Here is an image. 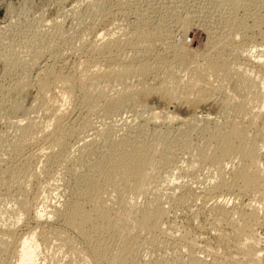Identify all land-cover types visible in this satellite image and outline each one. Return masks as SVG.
<instances>
[{
	"label": "bare ground",
	"instance_id": "obj_1",
	"mask_svg": "<svg viewBox=\"0 0 264 264\" xmlns=\"http://www.w3.org/2000/svg\"><path fill=\"white\" fill-rule=\"evenodd\" d=\"M202 1L204 2L203 5L201 4L202 6L196 7L192 3L189 6L190 8H188L183 0H146L143 10H137L138 8H136L139 11L137 15L138 22L134 18L137 26L135 24V27H132L134 26L132 25L131 29H133L128 28L129 32L127 30L125 33L123 31L126 28L123 26H126L130 21L127 23L125 15H123L126 24H121V22L124 23V18L117 23L118 17H122V14H125L120 11V7L123 5H117L116 7L119 6V8H115L117 11H111L112 13L106 10L110 12L108 15L110 17L109 22L103 23V17H101L102 22L99 23L105 24L100 27L103 29L99 30L96 26L93 44L91 42L89 44L87 41L88 43H85L89 45L84 46V50L87 48L86 51L88 50L89 53L96 52L100 56V60L105 62V67L103 65V69H97L98 66L94 67L93 61L87 60L76 67L77 69H74V73L72 72V75L69 74L70 76H64L63 73L62 75L59 69V72L56 71L54 69L55 65L53 66L55 63H52L53 68L51 64L48 65L49 59L56 61L54 59L59 56H56L57 54L52 49L53 43L51 41L55 39L51 40L53 36L51 34L48 35V32H42L43 30L41 31L38 28V30L34 29V32L31 30L32 33L30 31L28 44L21 42V40H13L6 44L4 40H0V61L8 68L6 74H12L11 72L18 68V71L21 69L22 72V75L19 73L21 76L17 78L13 85L6 89H12L14 93L16 91L17 95L24 92V89L28 88V80L30 79L28 77L32 71L36 72L34 79L37 89V96H35L31 107L27 110L29 114L26 111V115L15 123L17 125V134L11 137L12 140H7V137L0 135V151L2 153L11 152L18 157V161H16L14 157L10 156L15 160L14 164H11L13 162L10 163L9 160L10 164L7 163L8 165H5L6 167L0 170V204L3 201H16L18 197H27L28 199L30 195V198H32V195L28 194L24 188V184L27 182L30 184L29 180L33 176L29 165L32 157L34 159L38 156L45 158L43 165L41 164L42 168L40 167L43 172L40 171L43 174H40L41 172L39 174L44 175L45 181H49V183L46 182L47 184L54 186L57 181H62L67 176H76V178H72V185L69 182L67 183L71 188L69 199L63 203L62 207L59 206L60 203L58 205L49 204L50 202L38 203L37 200H39L40 193L36 190L38 192L33 194L32 198L34 200L32 201L34 210L31 217L35 222V226L32 227L27 224L29 227L18 238L15 237L14 233L18 217L16 213L20 217L22 216V207L25 206L27 199H24V203L22 200L21 204L16 206V208L14 206V209L11 208L10 204L9 208L5 207V209L0 211V223H2L0 227L1 264H11V262H13L12 264H39V255L42 253L41 248L48 249L49 247L54 249L52 253L50 252L52 256L48 257L53 264L56 263L63 248L70 250V253L68 252L69 254L66 256L67 258L68 256L69 259L72 257L79 258L81 264H135V259L140 255H145L144 257H146L147 253L144 250L145 254H141V235H149L146 237V244L149 246V251H151L150 249L157 244V239L154 237L153 232L164 231L162 229V221L165 212L161 204L163 182L160 181V176H162V171H165L167 175L164 177V183L167 181L170 183L174 180L170 179L173 175L170 178L168 175L172 174L173 171H180V166H178L180 160H177V155L175 156L178 151L181 154L185 153L187 155L185 157L187 159L189 157V160L194 163L193 167H189L186 163L189 171L193 173L197 169L204 168L209 174L208 180L203 181L202 184L204 185L202 187L199 186V190L193 197L194 201L200 203L201 209L205 208L209 204L208 202L212 203V200L215 202L216 199L222 196L232 197L229 207H226L224 202L223 205L217 203L208 209L212 217L213 227L217 228V226L222 224L229 227L230 231L232 230V232L228 230L230 234L226 236L228 237L227 241L225 236L224 238L222 237L223 235H220V239L219 237L218 239L221 240L223 238L225 245L228 243L233 247L232 249L234 250L232 251L238 256L237 262L242 260L244 264H264V258L260 256V247L258 248L261 236L259 237L256 233L257 231L255 232L256 228H253L254 225L256 227L264 226V214L263 216H258L260 214H258L259 211L264 213V42L261 45L254 43L249 46L250 43L247 45L250 47L248 48L238 43L236 39L244 36L242 30L246 27L244 21L236 15L237 10L239 8L244 9L245 17L253 19V27L258 26L263 18L259 19L257 10L261 6V8H264V0ZM119 2L124 1L120 0ZM99 6L100 2L96 0L94 3L91 2L89 8L91 12H95L96 7ZM103 10L105 11L104 8ZM159 10L163 12V16L159 14L162 18L157 22L155 21V18L157 20L156 15H154V18L152 14ZM186 10L188 12L184 13ZM199 13L203 15L201 19L204 18V21L202 20L204 23L201 22L202 24L199 27H202L205 32V49L200 52L186 51L176 37L184 35L194 18L196 20L197 17L200 18ZM151 18L152 20L154 18L157 24L154 25L153 23L154 27L152 26L149 29L147 25L150 22L148 23L147 20L149 21ZM171 19L178 30L175 31L173 27L169 29V25L172 23V21L169 22ZM174 23L172 24L173 26ZM57 26H54L52 31ZM104 26L108 28L110 26L113 28L114 26L115 30L117 27L120 28L119 26H122L123 30L121 27L122 31L120 30V32H123L124 36L127 37L124 38V40L127 39L125 42L122 39L124 44H127L129 40H136L132 44V50L133 52L135 51L134 54L136 55H134L135 58L133 60L124 61L126 57L123 56L124 54H116L112 58L111 55L109 56V49L112 47L116 48L118 45L121 46L122 43L117 42L115 38H118V36L116 37V34L110 31L111 28L106 30ZM128 27H130L129 24ZM57 29L59 30L60 28ZM172 29L177 35L174 34V31H170ZM57 34L59 35L58 32ZM262 37L264 38V32L261 35V39ZM80 38L78 42L81 41ZM80 44L79 49L81 48L82 51V43ZM156 46L160 47V52L154 53L153 48ZM76 48L74 47L77 52ZM137 48L139 49L137 50ZM251 48H253V52L249 50ZM152 51L155 54L153 59H151L152 61L137 63L140 58L148 57ZM186 52L191 53L194 58L192 61L186 59ZM25 58L28 60L26 61ZM97 61L98 59L96 63H98ZM110 63H113L112 68L109 66L111 65ZM93 67L101 72L92 71L94 70ZM180 76L183 78V82L180 80ZM128 77H136L137 79L150 77V79L152 78V83L150 85H141L139 88L134 87L133 91V89L130 90V87L125 85L126 79L131 81ZM100 83L103 84L101 85L102 87H99ZM116 84L119 86L116 88H120L119 91H116L117 89L114 87V85L117 86ZM108 87L109 92L111 88L113 90V87L116 89L113 91L115 95H109L112 98L106 97L107 93L105 91ZM3 89L5 88L3 87ZM6 93L8 92L6 91ZM9 96L8 98H10ZM150 96H153L160 104L164 105V110L155 112L147 108L142 100ZM7 99L4 93L0 95V112L4 111L5 113L3 114L5 115L7 113L6 106L10 113L9 116L15 115L20 109V105L17 102H9ZM67 101L68 104L78 101L80 104L78 112L73 115L71 111V113H68V108H64V104ZM127 106L133 108L134 106H139V109H143L141 114L145 110L149 114L145 118L141 115L138 117V114V118L135 117L138 119V123L135 122L137 124L135 126L139 124L138 130H136L138 131L137 133L134 131L136 128L134 127V129L130 125L129 127L131 128L128 129H134L135 134L132 131L130 133L128 129L127 131L121 129L122 133H118L121 130L113 131V137L111 132L105 131L103 132L101 146L93 145L92 142H85L84 138L79 136L81 131L78 130L79 127L76 128L79 119L81 121L83 119L85 122L91 114H97L98 112H101L100 114L105 117H112L114 114L118 115ZM172 106L176 109H183L185 106L188 108L189 106V109L186 110L189 114L187 113L188 115L185 114L184 116L174 115L176 113L171 114L168 109H171ZM207 107L214 108L216 112L222 115L223 120H221L223 122L221 121V124L214 123L209 112L203 113V111H199V109ZM37 112L38 115L42 113L40 114L41 117L43 115L42 118L45 121L43 125H41L43 122L42 118L41 123L36 121ZM2 115L0 114V118H2ZM131 115L129 116L131 117ZM160 119H162L160 123L167 120L165 122L174 129L176 134H174V131L170 132L167 129L163 134L158 132L157 129L156 131L154 126ZM212 121L213 126L209 127L208 123ZM86 126L88 127V125ZM200 129L205 132L204 138L201 136L203 133H200ZM197 131H200L201 135L194 137L200 138L199 141L202 137L203 142H199L200 144H194L192 141L193 137H191L192 133ZM165 134L169 135L166 141L162 139ZM193 135L196 134L193 133ZM72 137H75L74 145H70L67 141ZM148 137L151 139L149 140ZM79 142L80 146L77 145ZM31 147H33L34 152H32ZM67 148L68 150H66ZM75 150L77 151L76 154ZM155 155H157L156 162ZM89 160L90 171L87 170L89 173L87 174L86 172V175H82V180L79 178L81 180L79 181L77 174L81 176L79 170ZM186 160L182 162L185 164ZM52 167L56 169L55 173L57 176L59 175L58 177L54 172H52L54 174L51 173ZM207 173L205 174L204 172L205 175ZM171 183L173 184V182ZM174 186L176 188V185ZM188 186L180 185L179 189L182 188L180 190L177 189L180 191H177L179 192L177 196L176 194H174L175 197L174 195L169 196V198H166L167 201L172 198L174 204L178 205L190 199V191L193 192V190H189L190 186L187 189ZM12 189L17 191V195L10 193ZM138 196L144 197L145 200L144 204H142L143 206L139 208L135 203V199ZM244 196H249L250 199L248 198L249 202L245 206L246 209L242 210L240 209L242 205L239 200ZM9 218L11 219L10 222ZM42 219L44 220L42 221ZM5 222L7 223L5 224ZM116 225H119L121 230L118 234H113L112 229ZM187 240L185 239V241ZM77 241H80V244H85L84 249H80L82 246L76 247ZM144 241L146 242V239ZM188 241L192 244L190 238ZM9 247L12 248L10 255L8 253V255L3 256L2 253ZM228 248L230 249V247ZM151 253L153 254V252ZM159 255L161 254L159 253ZM233 256L231 260H233ZM151 257L150 262L146 260L149 258H142V261L146 260L145 262L143 261V264H164L161 259L153 258V260ZM188 260L190 264L198 263L197 258H194L191 254ZM67 264L75 263L74 261L73 263L69 261Z\"/></svg>",
	"mask_w": 264,
	"mask_h": 264
},
{
	"label": "rangeland",
	"instance_id": "obj_2",
	"mask_svg": "<svg viewBox=\"0 0 264 264\" xmlns=\"http://www.w3.org/2000/svg\"><path fill=\"white\" fill-rule=\"evenodd\" d=\"M87 1H89L90 2V4H91V2H93L94 3V1L96 2V0H87ZM86 0L84 1V0H0V40L2 39V40H4V42L7 44L8 42H11V41H15V40H21V42H24V43H26V44H28V39L30 38L29 37V34H30V31L32 30L33 32H34V29L36 30L37 28L39 29V30H43L42 32H45V33H47L48 32V35L49 34H51V36H53V37H51V40H53V39H55V40H53V41H51L52 43H53V46H52V49H53V51L57 54L56 56H58V60L55 58L54 60H56V61H53L52 59V62H51V60L49 59V61H48V65H50L51 64V66H52V63H55V64H53V66L55 67L54 69L56 70V71H58L59 72V70H60V72H61V74L63 73L64 74V76H68L69 74L70 75H72L73 73H74V71L77 69L76 67H78L79 65H82L83 64V62H85V61H87V60H89V61H93V64H94V67L95 66H98L97 67V69H103L104 67H105V62L104 61H102V60H100L101 58H99L100 56H98V54L96 53V52H94V53H89V51L87 50L86 51V49L87 48H85V50H84V46H88L89 44H93V41L95 40V31H96V26H97V29H99V30H101V29H103V28H100L101 26H102V24L103 23H105L106 21H108L109 22V20H110V17H108V15L110 14V12L111 11H113V12H115V11H117L116 9L117 8H119V6H120V4L121 5H123V6H121L120 7V11L123 13H125V14H122V17H118V19H117V23H119L120 21H121V19L123 20V18L125 17L126 18V21H127V23L129 24V26L130 27H128V24H126L125 22V18H124V20H123V22L124 23H122L121 22V24H126V26H123V27H125L126 29H124L125 31H123L124 33L125 32H127V30H128V28H130L131 29V26L132 25H134V26H132V27H135V21L136 22H138V12L139 11H137V10H139V9H142L143 10V8H145L144 7V4L146 3V0H122V1H124V2H119L120 0H97V2L99 1L100 2V6L99 7H96L95 9V12H91V9L89 8V5L90 4H88L89 2H87ZM185 3V5L188 7V8H190L189 6L192 4V3H194V4H192L193 6H198V7H200V6H202L203 4H204V2L202 1V0H183ZM86 2V3H85ZM124 3V4H123ZM136 3V4H135ZM187 3V4H186ZM189 3V4H188ZM202 4V5H201ZM117 5H119L118 7H116ZM143 5V6H142ZM130 6V7H129ZM262 7V6H261ZM261 7H258V9L259 10H257V13L259 14V19L261 20L262 18H263V20L261 21V23H260V25H258V26H254L253 27V19L251 18V17H245V10L244 9H238L237 10V12H236V15L237 16H239V18L241 19V20H243L244 21V25L246 26L245 28H243V30H242V33H244V36H242L240 39L239 38H236L237 40H238V43H240L241 45H243L244 47L245 46H247V45H249L250 43V45L249 46H252V44H258V45H261L262 44V42H264V38L262 37V39H261V35H262V33L264 32V8H261ZM87 8H89V9H87ZM105 9V11L103 12L102 11V9ZM116 8V9H115ZM136 8H138L137 10H136ZM106 10H109V11H106ZM123 10V11H122ZM135 11V12H134ZM254 11V10H253ZM103 12V13H102ZM186 12H188V10H186L184 13H186ZM244 12V13H243ZM92 13V14H91ZM112 13V12H111ZM134 13V14H133ZM158 13V14H157ZM163 12L161 11V10H159V11H156L154 14H152L153 15V17H154V15H156V17H157V20H156V18H155V21H157V22H159L160 20H161V18L162 17H160L161 15L163 16V14H162ZM183 13V14H184ZM128 14V15H127ZM133 14V15H132ZM159 14H161V15H159ZM96 15H98V17H96ZM101 15V16H100ZM123 15H125L124 17H123ZM127 15V16H126ZM150 15V14H149ZM158 15H159V17H158ZM199 17L200 18H198L197 17V20H196V18H194V20L192 21V23H191V25L186 29V32L184 33V35H181L180 37H176L177 39H178V42L181 44V46L182 47H184L185 48V50L186 51H194V52H196V51H198V52H200V51H202L203 49H205V32L203 31V29H202V27L200 28L199 27V25H201L202 23H204L203 21H204V18L203 19H201V17H203V15L201 14V13H199ZM244 15V16H243ZM135 16H137V17H135ZM164 16H166V15H164ZM244 18H243V17ZM101 17H103L102 19V21H103V23H99V22H102L101 21ZM105 17H108V18H105ZM128 17V18H127ZM134 18H135V21H134ZM137 18V19H136ZM154 18H153V20H152V18L151 19H149V21L147 20V22L150 24H148L147 25V22H146V25L147 26H149L148 28L150 29L152 26L154 27V25H156L157 23L154 21ZM173 18V17H172ZM243 18V19H242ZM132 19V20H131ZM201 21H200V20ZM150 20H152V21H150ZM200 22H199V21ZM203 20V21H202ZM54 21V22H53ZM141 21V20H140ZM172 21V23H170V27H169V29H171L172 27L175 29V31L176 30H178V28L177 27H175V23H174V21L171 19L169 22H171ZM60 22V23H59ZM134 22V23H133ZM199 22V23H198ZM202 22V23H201ZM263 22V23H262ZM154 23V25H152ZM174 23V26L172 25ZM194 23H195V26H194ZM53 24H55V25H53ZM62 24V25H61ZM93 24V25H92ZM106 24V23H105ZM105 24H103V25H105ZM131 24V25H130ZM56 25H58L57 26V28H60L59 30L56 28L55 30H53L52 31V29H54L53 27L54 26H56ZM198 25V26H197ZM50 26H51V28H50ZM61 26V27H60ZM136 26H137V24H136ZM194 26V27H193ZM103 27V26H102ZM120 28L122 27V26H119ZM123 27L121 28L122 30H123ZM104 28L106 29V30H109L110 28V31L111 32H113L114 34H116L115 36L117 37L118 36V38H115L116 40H117V42H120V43H122L121 44V46L120 45H118V46H120V47H112L111 49H109V51H110V53H109V56L111 55V58L112 57H114L116 54H120V55H123L124 57H125V59L122 57V59H124V61H126V62H129L130 60H133L134 58H135V54H134V52H133V48H132V44H134L135 42H136V40L135 39H132V40H129V42L127 43V44H124L123 43V41L125 42V40H127V39H125L124 40V38H127L126 36H124V33L123 32H120V28H116V30H115V27L113 26V28H112V26H110L109 28L108 27H105L104 26ZM180 28V27H179ZM205 28V27H204ZM37 29V30H38ZM93 29V30H92ZM95 29V30H94ZM133 29V28H132ZM131 29V30H132ZM148 29V30H149ZM174 29H172V30H170V31H174ZM57 30V31H56ZM62 30V31H61ZM89 30V31H88ZM121 30V31H122ZM32 31H31V33H32ZM116 31H118V32H120V33H118V32H116ZM174 31V32H175ZM29 32V33H28ZM54 32H56V33H54ZM57 32L59 33V35L57 34ZM64 34H63V33ZM128 32H129V30H128ZM81 33V34H80ZM122 33V34H121ZM253 33V34H252ZM54 34V35H53ZM63 34V35H62ZM175 35H177V33L175 32L174 33ZM203 34H204V36H203ZM78 35V36H77ZM119 35H120V37H119ZM121 35H123V36H121ZM178 35H180V34H178ZM202 35V36H201ZM54 36H55V38H54ZM81 37V38H80ZM83 37H84V39H83ZM259 37V38H258ZM79 38H80V40L81 41H79L78 42V40H79ZM121 38V39H120ZM246 38V39H245ZM122 39H123V41H122ZM176 39V40H177ZM119 40V41H118ZM263 40V41H262ZM55 41V42H54ZM89 42V44H87L88 42ZM245 41V42H244ZM85 42H87V43H85ZM91 42V43H90ZM244 42V43H243ZM259 42H260V44H259ZM80 43H82V51H81V48L79 49V46L81 45ZM85 43V44H84ZM237 43V44H238ZM245 43H246V45H245ZM84 44V45H83ZM124 44V45H123ZM256 44V45H257ZM264 44V43H263ZM73 46V47H72ZM74 47L76 48V50H77V52L75 51V49H74ZM248 47V46H247ZM71 50H70V49ZM115 48V49H114ZM248 48H250V47H248ZM73 49V50H72ZM139 48H137V50H138ZM156 49V50H155ZM141 50V49H140ZM153 50H154V53H156L157 51L158 52H160V47H158V46H156V47H154L153 48ZM250 51H252L253 52V48H251V49H249ZM111 51H113V52H111ZM118 53H117V52ZM66 52V53H65ZM69 52V53H68ZM138 52V51H137ZM61 54V56H60V54ZM83 53V54H82ZM96 53V54H95ZM112 53V54H111ZM153 53V51L152 52H150L149 53V56L148 57H146V58H140L138 61H137V63L138 64H141V63H148V62H150V61H152L151 59H153V56L155 55ZM95 54V55H94ZM94 55V56H93ZM113 55V56H112ZM135 55V56H134ZM185 55H186V59L188 60V61H192L194 58H193V56L191 55V53H188V52H186L185 53ZM88 56H90V57H88ZM27 57V56H26ZM61 57V58H60ZM89 58V59H88ZM96 58V59H95ZM189 58V59H188ZM60 59V60H59ZM86 59V60H85ZM93 59V60H92ZM98 59V63H96V60ZM129 59V60H128ZM191 59V60H190ZM25 60L27 61L28 59L27 58H25ZM29 60H30V58H29ZM83 60V61H82ZM100 60V61H99ZM148 60V61H147ZM57 62V63H56ZM62 62V63H61ZM95 63H96V65H95ZM4 63L2 62L1 63V61H0V90H2V91H0V95H3V93H4V96L6 97V99L8 98V96L10 97V98H8L7 100L9 101V102H17V103H19V105H20V109L18 110V112L15 114V115H10L9 116V112H8V108L5 106V108H6V112L8 113V115H4L3 113H5L4 111H1L0 112V114L2 115V118H0V131L2 132H0V135L2 134L3 135V137H7L6 139L7 140H12L11 139V137L13 136V135H15V134H17V130H16V128H17V125L15 124L17 121H19V120H21L25 115H26V111L27 110H29V108L31 107V105H32V103H33V99L35 98V96H37V92H36V86H35V74H36V72L35 71H32L31 72V74L29 75V77H28V88L27 89H24V92H21L19 95H17L16 93V91H15V93H14V91L12 90V92H11V90L9 89V90H7L6 88H9V87H11L12 85H13V83L17 80V78L18 77H20L21 75H22V72H21V69H20V71H18L19 70V68L18 69H15L13 72H11L12 74H6L7 72H6V70H8V68L6 67V66H4L3 65ZM111 65H109L110 66V68H112L113 67V63H110ZM103 65H104V67H103ZM106 65H107V63H106ZM53 66H52V68H53ZM102 66V67H101ZM112 66V67H111ZM59 67V68H58ZM93 67V69L94 70H92V71H96V72H101L100 70L99 71H97L96 70V68H94ZM59 69V70H58ZM72 69H73V71H72ZM75 69V70H74ZM73 72V73H72ZM21 75H20V74ZM62 74V75H63ZM65 74H67V75H65ZM7 75H9V76H7ZM11 75V76H10ZM18 75V76H17ZM69 75V76H70ZM182 76V75H181ZM180 76V80L183 82V76L181 77ZM129 78V80H131V81H128V79H126V86H128V87H130L129 89L131 90V89H133V91H134V89L135 88H139L141 85H150V83H152V78L150 79V77H148V78H144V77H142L141 79H137L136 77L134 78V77H132V78H130V77H128ZM184 79H185V77H184ZM138 80V81H137ZM33 82V83H32ZM130 82V83H129ZM214 84H217V83H215V82H213ZM212 83V84H213ZM101 85H103L102 83H100V85H99V87L101 86ZM117 85V84H116ZM2 87V88H1ZM3 87L6 89H3ZM102 87V86H101ZM114 87L116 88V87H119L118 85L117 86H115L114 85ZM113 87V90H112V88H111V90H110V92H109V87L107 88V90L105 91L106 93V97H108V98H110L109 97V95H111V94H114V92L113 91H115L116 89ZM135 87V88H134ZM226 87H227V85H226ZM229 88V87H228ZM106 89V88H105ZM120 89V88H119ZM119 89H117L116 91H119ZM5 90V91H4ZM6 91L8 92V93H6ZM108 91V92H107ZM16 94L15 96H14V94ZM116 93V92H115ZM7 94H9L8 96H7ZM108 95V96H107ZM115 95V94H114ZM114 95H112V96H114ZM18 96V97H17ZM112 98V97H111ZM144 100H146V102H144ZM144 100H142V102L143 103H145V105H146V107L147 108H150V109H152V110H154L155 112H159L160 110H164V105H162V104H160L153 96L151 97H147V98H145ZM152 101V102H151ZM75 103V104H74ZM78 101H76V102H70L69 104H68V101H67V103H65L64 104V108H68L67 109V111H68V113H71V112H73L72 113V115L73 114H75L76 112H78L77 110H78V106H79V108H80V104L78 103ZM68 104V105H67ZM71 104V105H70ZM8 105V104H7ZM70 105V106H69ZM66 106V107H65ZM128 107V108H127ZM124 110H122V111H120L119 113H118V115L117 114H114V115H112V117L110 116V117H108V116H104V115H101L100 113L101 112H98L97 114H91L88 118H87V120H85V122L83 121V119H82V121H81V119H79L77 122H78V124H76V128H78L79 127V129L78 130H80L81 132V134H79V132H78V134H79V136L81 137V138H84L83 140L86 142H92L93 143V145L95 144V145H98V146H101L102 144V141H103V135H104V133L103 132H105V131H109V132H111V136H113V134H114V132L113 131H118V130H121V129H123V130H125V131H127V129L128 128H131V127H135L133 130L135 131V133H137L138 131H136V130H138V127H139V124H138V126H135V125H137V124H135V122L136 123H138V119H136L135 117H137V114H138V117H140V115L143 117V118H145V117H147V116H149V114H148V112H146L147 110H145L144 111V113L142 112V114H141V111H143V109H139V106H137V107H135L134 106V108L133 107H129V106H127ZM134 109V111H133V109ZM137 108V109H136ZM166 108V107H165ZM173 108H174V110H173ZM209 107H207V108H204V109H199V111H203V113H208L209 112V114H211L212 116V119H213V121H214V123H222L223 121V117H221L222 115L221 114H219V112H216L215 111V109L213 108H209ZM131 109V110H130ZM189 109V106H188V108L185 106V107H183V109L182 108H179V109H176L174 106H172L171 107V109L169 108L168 109V112L169 113H171V114H173V113H176V114H174V115H179V116H184L185 114L186 115H188L189 113L188 112H186V110H188ZM73 110V111H72ZM132 111L133 112V114H132V112H130V111ZM140 110V111H139ZM209 110V111H208ZM212 110V111H211ZM71 111V112H70ZM211 111V112H210ZM28 112V111H27ZM137 112V113H136ZM140 112V113H139ZM216 113L215 115H213L214 113ZM123 113V114H122ZM136 113V114H135ZM148 115H147V114ZM188 113V114H187ZM27 114H29V112L27 113ZM40 114H42V113H39V115H38V112L36 113V116L38 115V117H40L39 119H38V117L36 118L37 120V122L39 121L40 123L42 122V120H43V115H42V117H41V115ZM134 115V116H132V115ZM218 114V115H217ZM129 115H131V117H133V118H131ZM23 116V117H22ZM118 116V117H117ZM215 116V117H214ZM113 117H114V119H113ZM123 118L122 120H120L121 118ZM129 117V118H128ZM137 117V118H138ZM141 117V119H143ZM21 118V119H20ZM41 118H42V120H41ZM128 118V119H127ZM125 119V120H124ZM127 119V120H126ZM130 119V120H129ZM133 119H135V121H133ZM215 119V120H214ZM222 119V120H221ZM68 120H69V118H68ZM67 120V121H68ZM132 120V121H131ZM162 119H160V120H158L157 121V123H156V125L153 127L155 130L157 129L158 130V132H160L161 134H163V133H165V131H167V130H170V132H172V131H174V129H172L169 125H167V122H165V121H167V120H164V122L163 123H160V122H162L161 121ZM80 121V122H79ZM128 122V124H127V122ZM130 121V122H129ZM213 121L212 122H210V123H208V126L209 127H212L213 126ZM222 121V122H221ZM66 122V121H65ZM116 124H115V123ZM132 122V123H131ZM45 123V121L43 120V122L41 123V125H43ZM79 123H81V124H79ZM86 123V124H85ZM88 123V124H87ZM123 123V124H122ZM130 123V124H129ZM10 124V125H9ZM84 126H83V125ZM125 124H127L126 126H125ZM86 125H88V127L86 126ZM125 127H124V126ZM129 125L131 126V127H129ZM132 125H134V126H132ZM82 126V127H81ZM86 126V127H85ZM128 126V127H127ZM170 127V128H168V127ZM202 126H203V124H202ZM202 126H199V127H202ZM262 126V125H261ZM84 127V128H83ZM93 127V128H92ZM113 127V128H112ZM120 127V128H119ZM126 128V129H124V128ZM174 127V126H173ZM5 128V129H4ZM81 128V129H80ZM105 128V129H104ZM261 128V127H260ZM104 129V130H103ZM167 129V130H166ZM16 130V131H15ZM111 130V131H110ZM133 130H131V129H128V131L130 132V133H134V131ZM156 130V131H157ZM124 131V132H125ZM132 131V132H131ZM162 131V132H161ZM201 131V132H200ZM200 131H197L196 133L195 132H193L194 134H196V135H193V133H192V135H191V137H193L192 138V141L194 142V144L195 143H202L203 142V140H202V137L204 138V135H205V132H203L204 130H201L200 129ZM122 133V130L121 131H119L118 133ZM175 132V131H174ZM173 132V133H174ZM202 134H200V133ZM6 133V134H5ZM134 133V134H135ZM110 134V133H109ZM174 134H176V132L174 133ZM5 135V136H4ZM198 135H201L200 137H201V140L199 141V139L200 138H196V137H194V136H198ZM78 136V135H77ZM78 136V137H79ZM79 137V138H80ZM114 137V136H113ZM75 137H72V138H69V140H67L68 141V143L70 144V145H74L75 143H74V141H75V139H74ZM86 138V139H85ZM149 138V140L151 139L150 137H148ZM169 138V135L168 134H165L164 136H163V140H167ZM83 141V142H84ZM196 141V142H195ZM73 142V143H72ZM72 143V144H71ZM199 143V144H200ZM4 144V143H3ZM66 144H67V142H66ZM81 144H82V141H81ZM68 145V144H67ZM78 146H80V142L77 144ZM75 147V146H74ZM75 149V148H74ZM78 149V148H77ZM31 150H32V152H34L33 151V147H31ZM35 150V149H34ZM66 150H68V148L66 149ZM1 153H2V151H0ZM75 152V154L77 153V151L75 150L74 151ZM0 153V154H1ZM46 153V152H45ZM47 153H48V151H47ZM4 154H5V156H4ZM10 154V155H9ZM12 153L10 152H8V153H2V155H0V170L4 167H6L8 164H10L11 162H13V163H11V164H14V159H16V161H18V157H17V155H14V154H12ZM99 154V153H98ZM181 153L178 151V152H176L175 153V156L177 155V160H180V164L178 163V166H180L179 168H180V171H178V172H172V174H170V175H168L169 176V178L171 177V175H173L170 179L172 180V179H174V180H172L171 182H173V184L171 183H169L168 181V184H167V182L166 183H164V177L167 175V174H165V171L163 172L162 171V176H163V178H162V176H160L161 178H160V181H162L163 182V184H162V182H161V184L163 185V189H162V191H163V194H162V199H161V204H162V207H163V209H164V212H165V216H164V218H163V224H162V226H163V228L162 229H164V231L163 232H161V231H158V232H153V234H154V237L157 239V244L153 247V248H151L150 250L151 251H149V246L146 244L147 243V238L146 237H148L147 236V234H143V235H141L142 237H141V239H142V241H141V239H140V246L142 247H140L141 248V254H145V253H147L148 254V256H147V254H146V257H144L145 255H143V256H137L138 258H136L135 259V264H143V261L145 262L146 260H148L149 262H150V257H151V259H161V261H163L164 262V264H190L189 263V260H188V257H189V255L191 254L194 258L196 257L197 258V260H198V263L197 264H244V262L242 261V260H239V261H241V262H237V260H238V256L235 254V252H233L232 250H234V249H232L233 247L230 245V244H228V243H226V245H225V242H224V236H225V239H226V241H227V239H228V237H226L227 236V234H230V232H232V230L230 231V228L229 227H227V226H225V225H220V226H217V228L214 226L213 227V224H212V222H211V214H210V212H209V210L208 209H210V207L212 206V205H214V204H217V203H219V205L221 204V205H223V203H224V205L226 204V207L228 206H230L231 205V202H230V200L232 201V197L231 196H222L221 198H218V199H216L215 200V202H214V200H212V203L211 202H208L209 204H207V206L205 207V208H200V203L197 201H194L193 200V197H194V194H196L197 193V191L199 190V186H203L204 184H202L203 183V181L205 182V181H207L208 180V178L207 177H209L208 175V173H207V171H205V169L204 168H202L203 170H204V172H205V174L207 173V175H205L204 174V172H202L203 170L202 169H197L196 171H194L193 173L191 172V171H189V169H187V165H186V163L188 164V166L189 167H193L194 166V163L193 162H191V160H189V157H188V159H187V157H185V156H187L185 153V155L182 153L181 155L183 156H181L180 155ZM9 157H7V156ZM10 156H12V157H14V159L12 158V157H10ZM34 157H35V154H34ZM156 157V158H155ZM155 162H156V160H157V155H155ZM6 158V159H5ZM176 158V157H175ZM184 158V159H183ZM11 159H12V161H11ZM32 159H34L33 157L30 159V163H29V165H30V169H32V170H30L31 171V173L33 174V176L31 177V179L29 180L30 181V184H29V182H27L26 184H24V188H25V191L28 193V194H31L32 195V198H33V194H35L36 192H38L39 191V193H40V196H39V200H37V202L38 203H41V202H47V203H49V204H56V205H58L59 203V206L60 207H62V205H63V203L66 201V200H68L69 199V194H70V185L69 184H71L72 182H73V177L74 178H76V176L74 175L73 177H68L67 176V182H66V179H63L62 181H57V184H55V185H57L56 187H55V185L53 186V185H50V184H47V183H49V181H45V177H44V175L42 176V175H40V174H43L42 172V165H43V163H44V157H42V156H38V157H35V159L34 160H32ZM187 159V160H186ZM9 160H10V163H9ZM158 160H159V158H158ZM184 160H186V162H185V164H184V162H182V161H184ZM189 160V161H188ZM90 162V160L89 161H87V162H85L84 163V167H86V168H88V169H86V168H82V169H80L79 170V173H80V175L81 176H79V174H77V179H79V178H81L82 177V175L84 176V174L86 175V172H87V174L89 173L87 170H89L90 171V166H89V163ZM181 162H182V164H181ZM8 163V164H7ZM42 164V165H41ZM6 165V166H5ZM88 166V167H87ZM38 167V168H37ZM41 167V168H40ZM60 169V168H59ZM3 170V169H2ZM42 172H41V171ZM51 173L52 172H56V169H54V167H52L51 168ZM183 172H182V171ZM200 170H202V171H200ZM263 170H264V166H263ZM41 172V173H40ZM59 172V171H58ZM191 172V173H190ZM36 173V174H35ZM40 173V174H39ZM54 173H52V174H54ZM60 173V172H59ZM164 173V174H163ZM173 173H175L176 174V176L178 177H176L175 176V174H173ZM178 173H179V175L181 176H179L178 175ZM197 173H198V175H197ZM203 173V174H202ZM160 174V175H161ZM55 175H56V173H55ZM182 175H183V177H182ZM192 175V176H191ZM57 176V175H56ZM59 176V175H58ZM57 176V177H58ZM79 176V177H78ZM201 177V178H200ZM205 177V178H204ZM168 178V179H169ZM200 178V179H199ZM207 178V179H206ZM36 179V180H35ZM70 179V180H69ZM162 179V180H161ZM170 179H169V181H170ZM64 180H65V182H64ZM81 180H82V178H81ZM80 179H79V181H81ZM39 181V182H38ZM45 181V182H44ZM71 181V182H70ZM202 181V182H201ZM47 182V183H46ZM69 182V184H67ZM34 183V184H33ZM183 183V184H182ZM196 183V184H195ZM51 184H52V182H51ZM170 184V185H169ZM179 184V185H178ZM187 186V185H189L188 186V188L187 189H189V190H193V192L192 191H190V199H188V200H185V201H183L182 203H180V204H174V202H173V200H172V198L171 199H169L168 201H167V199L166 198H169V196H173L174 194H176V196H177V193H179L180 191V189L182 188H180L179 189V186L181 185H183V186H185V185ZM25 185H27V187H29V188H27V187H25ZM29 185V186H28ZM43 185V186H42ZM72 185V184H71ZM174 185H176V188H175V186ZM170 186H172V187H170ZM42 187V188H41ZM54 187V188H53ZM68 187V188H67ZM178 187V188H177ZM200 187V188H201ZM35 188V189H34ZM45 188V189H44ZM173 190H172V189ZM39 189H41V190H39ZM47 189V190H46ZM177 189H179V190H177ZM31 190H32V192H31ZM36 190H38V191H36ZM109 190V189H108ZM13 191V192H12ZM12 191H10V193L13 195H17V191L15 190H13L12 189ZM29 191V192H28ZM161 191V192H162ZM177 191H179V192H177ZM175 192V193H174ZM61 193V194H60ZM170 193V194H169ZM172 193V194H171ZM193 193V194H192ZM168 194V195H167ZM193 195V196H192ZM31 196L29 195L28 196V199H27V197L26 198H23V197H18V198H16V201L14 202V201H11V202H7V201H3V202H1V204H0V211L1 210H3V209H5V207L6 208H9L10 206H12L11 208L12 209H14V206H15V208H16V206H18V205H20L21 204V201L23 200V203H24V201H25V203L26 204H28V205H26V204H24L25 206H23L22 208V216H23V218H22V216L20 217V215H18L17 213H16V215L18 216H16L17 217V225L14 227V229H15V237L16 238H18L19 236H20V234H22V233H24L25 231H26V228L27 227H29V226H32V227H34L35 226V222L33 221V219L31 218L32 217V215H33V210H34V206L32 207V205H33V202L32 201H34L32 198H30ZM68 197V198H67ZM165 197V198H164ZM174 197H175V195H174ZM192 197V198H191ZM23 198V199H22ZM30 198V199H29ZM66 198V199H65ZM250 199V197L249 196H244V197H242L241 198V200H239L240 201V204L242 205V207L240 208V209H242V210H245L246 209V205L248 204V202H249V199ZM25 199V200H24ZM60 199V200H59ZM139 199V200H138ZM141 199V200H140ZM225 199V200H224ZM136 201H135V203H136V205H137V207L139 208V207H142L143 205L142 204H144V197H142V196H138V197H136V199H135ZM218 200V201H217ZM227 200H229V201H227ZM40 201V202H39ZM139 201V202H138ZM142 201V202H141ZM170 201V202H169ZM7 202V203H6ZM29 202H30V205H29ZM32 202V203H31ZM163 202V203H162ZM173 202V203H172ZM221 202V203H220ZM247 202V203H246ZM14 203V204H13ZM16 203V204H15ZM37 203V204H38ZM11 204V205H10ZM3 205V206H2ZM10 205V206H9ZM38 206V205H37ZM26 208V209H25ZM186 208V209H185ZM181 209V210H180ZM166 210V211H165ZM30 211H32L31 213H30ZM208 213V214H207ZM260 213V214H259ZM210 214V215H209ZM258 216L260 217V215H262L263 216V214L264 213H262L261 211H259L258 212ZM261 216V217H262ZM178 217V218H177ZM5 218H8V217H5ZM29 218V219H28ZM19 219H21V220H19ZM32 219V220H31ZM9 220V222L11 221V219L9 218L8 219ZM44 219H42V221H43ZM32 221V222H31ZM173 221V222H172ZM7 222H5V224H6ZM1 224L2 223H0V227H1ZM24 224V225H23ZM29 226H28V225ZM27 225V226H26ZM164 225H166V226H164ZM171 226V227H170ZM175 226V227H174ZM17 227V228H16ZM166 227V228H165ZM260 227V226H259ZM256 227V225H254V229H255V232L258 234V236L260 237H262V236H264L263 234H264V226H262V227ZM168 228V229H167ZM171 228V229H170ZM179 228V229H178ZM258 229V230H257ZM120 230H121V228H120V226L119 225H116V226H114L113 227V229H112V233L113 234H118L119 232H120ZM176 230V231H175ZM190 230V231H189ZM219 230V231H218ZM230 232H229V231ZM171 231V232H170ZM211 231V232H210ZM224 233H223V232ZM161 232V233H160ZM221 232V233H220ZM176 233V234H175ZM223 233V234H222ZM226 233V235H224ZM163 234V235H162ZM187 236H186V235ZM218 234V235H217ZM73 235V234H72ZM165 235V236H164ZM220 235L223 237L221 240H219L220 239ZM182 236V237H181ZM183 237H186V238H183ZM188 237V238H187ZM192 237V238H191ZM218 237H219V239H218ZM261 237H260V242H259V246H258V248H259V251H261V253H260V256L262 257V258H264V237L261 239ZM172 238H174L173 239V241H172ZM181 238V239H180ZM189 238H190V241L192 242V244H190V242L188 241L189 240ZM146 239V242L144 241ZM184 239V240H183ZM185 239H188L187 241H185ZM183 240V241H182ZM219 240V241H218ZM162 241V242H161ZM196 241V242H195ZM221 241H223V242H221ZM159 242V243H158ZM221 242V243H220ZM262 242V243H261ZM82 243V242H81ZM142 243V244H141ZM144 243V244H143ZM177 243V244H176ZM79 244V245H78ZM161 244V245H160ZM184 244V245H183ZM189 244V245H188ZM199 244V245H198ZM85 244L83 243V244H80V241L78 242H76V247H80V246H82V247H80V249H84V246ZM196 245V246H195ZM52 246V245H51ZM191 246V247H190ZM210 246V247H209ZM230 247V249L228 248V247ZM227 247V248H226ZM3 248V247H2ZM148 249V251H147V249ZM211 248V249H210ZM86 249V248H85ZM227 249V250H226ZM8 250V251H7ZM11 250H12V248L11 247H9V249L7 248L6 249V251L5 252H3L2 253V255L4 256V255H8V253H9V255H10V252H11ZM51 250V251H50ZM52 250H54L53 248H46V249H42L41 248V254L39 255V264H49L50 262V264H53V262L52 261H50L49 259H48V257L50 258L51 256H52ZM65 250V251H64ZM145 251V253H144V251ZM154 250V251H153ZM173 250V251H172ZM183 250V251H182ZM213 252H212V251ZM49 251V252H48ZM167 251V252H166ZM210 253H209V252ZM45 254H44V253ZM51 252V253H50ZM70 253V250H68V249H66V248H63L62 249V251H61V254L58 256V259H57V261H56V263L57 264H67V263H69V261H70V263H73V261H74V263L75 264H81V261H80V259L79 258H74V257H70L71 259H69V256H68V258L66 257L67 256V254H69ZM151 252H153V254L150 253ZM204 252V253H203ZM208 252V253H207ZM212 252V253H211ZM5 253V254H4ZM65 253H66V255H65ZM159 253L161 254V255H159ZM172 253H173V255H172ZM176 253V254H175ZM206 253V254H205ZM214 253V254H213ZM220 253V254H219ZM233 253V254H232ZM49 254V255H48ZM62 254H64V255H62ZM171 254V255H170ZM232 254V255H231ZM44 255V256H43ZM51 255V256H50ZM188 255V256H187ZM234 255V256H233ZM45 256H46V258H45ZM158 256V258H156ZM201 256V257H200ZM210 256V257H209ZM233 256V260H231V257ZM237 257V259H236V257ZM6 257V256H5ZM4 258V257H3ZM43 258H45V259H43ZM61 258H63V259H61ZM75 260H74V259ZM142 258H149V259H144L143 261H142ZM167 258V259H166ZM170 258V259H169ZM0 259L2 260V256H0ZM41 259H42V261H41ZM61 259V260H60ZM73 259V260H72ZM78 259H79V261H78ZM153 259V260H154ZM235 259V260H234ZM152 260V261H153ZM41 261V262H40ZM49 261V262H48ZM55 261H54V263H55ZM72 261V262H71ZM200 261V262H199ZM61 262V263H60ZM65 262V263H64ZM78 262V263H77ZM167 262V263H166ZM2 263V261L0 262V264ZM13 262H11V264H12ZM37 263H38V261H37ZM55 263V264H56Z\"/></svg>",
	"mask_w": 264,
	"mask_h": 264
}]
</instances>
